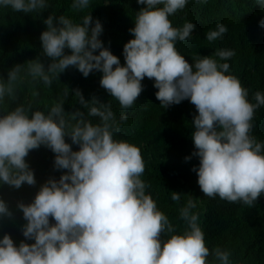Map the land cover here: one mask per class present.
Listing matches in <instances>:
<instances>
[{"label":"clouds","instance_id":"clouds-1","mask_svg":"<svg viewBox=\"0 0 264 264\" xmlns=\"http://www.w3.org/2000/svg\"><path fill=\"white\" fill-rule=\"evenodd\" d=\"M256 2L264 9V0ZM137 3L144 7L129 29L134 38L123 47V65L100 39L104 28L98 18L89 13L77 23L67 15L51 13L43 19L46 30L39 38L40 55L15 64L6 79L0 76V184L14 189L35 186V171L26 158L41 146L54 153V169L62 171L59 179L50 177L40 186L32 202L17 203L26 221L21 227L25 240L17 246L10 234H4L0 264H231L229 251L206 246L194 199L179 208V218L187 227L174 234L168 216L146 194L139 147L114 138L127 116L117 119L110 102L95 95L86 100L80 89H72L86 111H65L69 98L65 89L47 111L36 106L37 85L51 87L69 67L84 77L102 73L100 86L125 110L143 92L145 77L154 80L162 107L185 100L195 106L192 156L198 157L199 165L192 171L205 197L255 205L264 194V141L252 130L264 94L257 91L249 100L241 81L226 75L229 63L193 56L190 64L179 53L177 42L190 39L196 25L185 22L174 27L170 17L184 10L188 0ZM90 7L91 0H72L70 5L73 12ZM0 8L41 15L49 4L47 0H0ZM259 24L264 28V19ZM227 31L217 24L206 32V40L223 39ZM214 55L227 61L235 52L217 49ZM260 59L264 60V51ZM25 88L31 97L27 102L21 99ZM73 145L79 150H73ZM181 195L173 191L171 199L179 203ZM5 217L14 219V213L0 198V220ZM165 234L168 239H162Z\"/></svg>","mask_w":264,"mask_h":264},{"label":"trees","instance_id":"trees-1","mask_svg":"<svg viewBox=\"0 0 264 264\" xmlns=\"http://www.w3.org/2000/svg\"><path fill=\"white\" fill-rule=\"evenodd\" d=\"M47 2L49 8L41 15H25L0 8V76L6 79L8 70L15 64H23L40 55L39 38L46 30L43 19L51 13L67 15L77 23L82 22L84 15L91 13L103 25L100 39L104 46L119 57L122 65L125 63L123 47L134 38L129 29L135 26V15L144 5L138 4L137 0H91L89 9L73 12L70 8L72 0ZM261 19H264V9L256 0H207V3L188 0L184 10L170 17L174 27H182L185 22L196 25L190 39L177 42L179 53L190 64L194 63L193 56H209L219 63H229L226 75H234L241 81L249 91V100H253L252 96L257 91L264 94V60L260 59V53L264 51V28L259 24ZM217 24L225 25L228 31L223 39L209 43L206 32L214 30ZM217 49L233 50L235 55L222 61L214 55ZM66 52L70 54V50ZM42 59L48 62L46 57ZM101 77L100 72L84 77L76 68L69 67L51 87L37 85L40 96L36 106L47 111L63 97L65 89L69 94L64 104L65 111L81 108L72 89H80L86 100L95 95L102 102H110L117 119L121 114L127 116V121L114 138L139 147L145 163L141 179L148 185L146 194H150L158 209L168 216L176 228L174 234H182L186 230L185 222L179 218V208L191 198L197 203L194 211L199 213L200 226L210 250L220 247L229 251L231 264H264V194L254 206L249 207L242 203H229L219 197L210 199L199 188L197 174L192 171L194 166L199 165L198 157L192 156L195 147L191 122L198 114L195 106L185 100L167 109L162 107L156 99L158 89L154 87V80L145 77L142 81L144 90L133 107L121 109L118 101L100 86ZM21 99L24 102L31 99L27 88L21 93ZM90 119L93 123L97 122L96 118ZM253 125L252 135L263 137L262 143L264 106L255 111ZM66 142L71 143V140L66 138ZM73 150H79L78 146L73 145ZM185 157L192 158L185 160ZM26 159L35 171V186L25 184L20 189H14L0 184V198L8 203L14 213V219L5 217L0 220V239L4 234H10L17 246L25 240L21 227L26 223L17 203L32 202L42 184L50 177L59 179L62 175V171L54 169V153L43 146L31 151ZM173 191L182 193L179 203L171 199ZM168 238L169 234L162 237ZM208 259L211 261L212 257Z\"/></svg>","mask_w":264,"mask_h":264}]
</instances>
